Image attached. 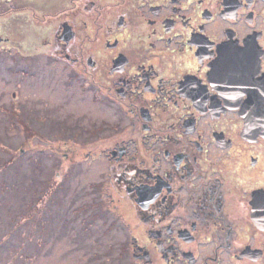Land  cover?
<instances>
[{"label": "flooded vegetation", "instance_id": "af4514ba", "mask_svg": "<svg viewBox=\"0 0 264 264\" xmlns=\"http://www.w3.org/2000/svg\"><path fill=\"white\" fill-rule=\"evenodd\" d=\"M1 17L0 42L36 43L90 109L57 159L130 225L120 264H264V0H0Z\"/></svg>", "mask_w": 264, "mask_h": 264}, {"label": "rangeland", "instance_id": "374dc122", "mask_svg": "<svg viewBox=\"0 0 264 264\" xmlns=\"http://www.w3.org/2000/svg\"><path fill=\"white\" fill-rule=\"evenodd\" d=\"M6 21L1 38L14 28ZM18 30L13 40L23 38ZM19 47L0 42V264H120L130 225L113 203L109 215L103 203L90 205L103 198L88 184L94 173H70L57 159L85 138L69 114L90 109L70 101L36 43Z\"/></svg>", "mask_w": 264, "mask_h": 264}, {"label": "trees", "instance_id": "16d2710c", "mask_svg": "<svg viewBox=\"0 0 264 264\" xmlns=\"http://www.w3.org/2000/svg\"><path fill=\"white\" fill-rule=\"evenodd\" d=\"M91 205V204H90ZM77 209V211H78V208H76ZM94 219V218H93Z\"/></svg>", "mask_w": 264, "mask_h": 264}]
</instances>
